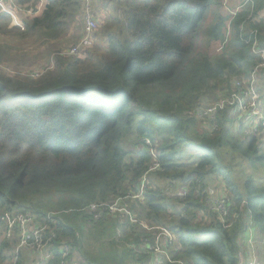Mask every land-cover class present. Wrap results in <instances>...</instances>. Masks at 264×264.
Segmentation results:
<instances>
[{
	"label": "trees",
	"instance_id": "16d2710c",
	"mask_svg": "<svg viewBox=\"0 0 264 264\" xmlns=\"http://www.w3.org/2000/svg\"><path fill=\"white\" fill-rule=\"evenodd\" d=\"M46 1L25 28L0 7V264H66L75 253L86 264H248L241 249L251 225L264 232V189L249 179L243 188L233 163L264 161V140H235L250 116L218 111L215 129L196 115L259 64L251 47L255 37L264 46V0H243L236 15L229 0H106L83 58L64 54L61 41L84 19V0ZM39 3L13 0L33 12ZM31 39L54 47L38 68L20 65ZM145 176L130 210L173 233L167 255L149 249L157 230L90 210L136 192ZM213 184L228 199L224 220ZM27 212L46 228L38 252L17 249Z\"/></svg>",
	"mask_w": 264,
	"mask_h": 264
},
{
	"label": "built area",
	"instance_id": "2783aa9c",
	"mask_svg": "<svg viewBox=\"0 0 264 264\" xmlns=\"http://www.w3.org/2000/svg\"><path fill=\"white\" fill-rule=\"evenodd\" d=\"M251 0H246L250 2ZM13 0H0V7L6 11L7 13H12V17L15 19L13 12H11V6L8 7V3H12ZM85 15H84V23H85V34L83 35L80 42L72 47L70 50L66 51L64 54L70 56H76L80 53L81 49L86 48L92 44V34L94 30L97 28V21L94 19L90 4H88V0L85 3ZM240 9L237 7L233 12V15H236V12ZM251 53L259 58V64L254 68V70L249 74L242 76L239 80L234 83V87L231 91L227 90L226 93L221 96L217 101L204 108L198 113L199 117L207 118L213 120L214 128L216 129L217 123L215 122L214 116L218 111H224L226 109H230L233 112L239 113L243 115V117L250 116L253 118L257 124V128L255 124H252V128H255V133L259 131L264 132V107L262 104V98L259 91L258 79L260 75L264 71V46H261L255 37L253 45L251 47ZM36 77V76H33ZM247 121V120H246ZM251 121V120H249ZM247 133V132H246ZM147 145H151L149 140H146ZM153 155L155 156L154 152ZM158 169V165L154 164L150 172L156 171ZM147 184V177L145 176L140 183L139 189L134 193H129L125 197H121L116 199L114 202L110 204H99V205H91L90 210L95 212V219H100L104 212L114 213H127L132 218V215L127 211V205L125 201L128 199H142L145 195ZM185 194V193H184ZM212 208L213 210L219 214L221 219H225L230 214V207L228 205V199L226 197H214L212 200ZM32 213H25L19 216V228L21 231V241L18 245V250L20 249H30L31 251L38 252L42 249L43 243V234L45 232V227L42 225H37L36 219ZM149 231H158L159 234L156 237V245L155 247H149L150 250H153L157 255H167L166 247L169 244H172L174 241L172 238H175L171 231L166 228H148ZM162 235V236H160ZM165 236L167 241H164L165 245H162V239ZM254 244L252 234L248 240V245L252 247ZM70 252L69 247H64V256H67ZM162 253V254H159ZM47 259L50 256H46ZM248 264H261L256 255L252 253L251 259Z\"/></svg>",
	"mask_w": 264,
	"mask_h": 264
},
{
	"label": "rangeland",
	"instance_id": "374dc122",
	"mask_svg": "<svg viewBox=\"0 0 264 264\" xmlns=\"http://www.w3.org/2000/svg\"><path fill=\"white\" fill-rule=\"evenodd\" d=\"M243 0H235V3L233 4L232 2L229 1H226L224 6L230 11V13L232 14L235 10H236V7L238 6V4H241ZM91 8V7H90ZM225 10V9H224ZM92 11V10H91ZM226 11V10H225ZM94 13V12H93ZM12 13H10L11 15ZM14 14V13H13ZM96 15V13H95ZM103 15H101V17L99 18L100 20H95L97 21V23L99 21H102V20H106V17H102ZM12 17V15H11ZM97 17V15H96ZM13 18V17H12ZM209 18H210V12L207 14L205 20L201 23V25L199 26L198 30H197V33H196V37H195V41H198L201 37V35L203 34V31L206 27V25L208 24L209 22ZM14 20V18H13ZM14 22V21H13ZM16 23V24H15ZM13 26H16V27H20V28H25L24 27V24H20L19 22H14ZM74 27V26H73ZM99 26L97 24V29L96 31L98 30ZM84 29V28H83ZM83 29H80L79 28V37L80 40L82 39L83 37V33H82V30ZM71 33V31H70ZM68 34V36H66L64 39H62V43L64 44V47H63V53H65L66 51L70 50L72 47L75 46V44L78 42H76V39H72L71 37V34ZM71 37V38H70ZM227 38H228V35H227ZM70 39V40H69ZM78 40V39H77ZM79 40V41H80ZM33 41L34 39H31L30 42H28L27 44L29 45H26V46H29L28 47V51L26 52V54L23 56V60L21 62V66L25 67V68H28L27 66V62L30 61V64H31V67L32 68H38V67H41L43 65H45L44 62H48L47 61V53L49 50L51 49H54V47H51L49 46L48 49H42V50H38L36 47L33 48ZM76 43H75V42ZM74 45V46H73ZM21 50L18 51V53L14 54L12 53L13 56H18V57H21L20 55L23 54V52L25 53V48H23V46H21ZM91 48H94V44L91 46ZM20 49V48H19ZM87 51V50H86ZM80 52L78 55H76L77 57H84L85 55V52ZM17 52V51H16ZM28 53V55H27ZM19 54V55H18ZM43 54V55H41ZM39 62L41 64V66L37 63ZM18 69H19V66H18ZM17 69V70H18ZM258 86H259V90H260V94H261V98H262V104H263V107H264V75L260 76L259 79H258ZM224 94H220L219 93V96L217 97L218 99L223 96ZM217 99V100H218ZM216 100V99H215ZM216 100V101H217ZM215 102V101H214ZM214 102H211L209 99L207 100V102L205 103L204 107L205 106H208L209 104H212ZM203 108V107H202ZM196 119L198 121V124L200 125H208L209 128L212 127L214 128V123H213V120L211 119H207V118H202V117H199L196 115ZM201 121H205V122H201ZM252 124H255L256 125V128H257V124L255 122V120L252 118L251 121H246L245 122V128L242 129L243 131L241 132V130L239 131L240 129V125L237 124L235 125V130L233 131V135L236 137L235 140H238V141H241L243 140L240 136V133L241 135H246V132H247V135L249 136L250 134L253 135V133H255V128H252ZM218 127V126H217ZM216 127V128H217ZM260 132V133H259ZM259 132H256L257 135L264 140V132L263 131H259ZM264 147V143L262 145ZM261 151H259L257 153V155H261ZM237 157V160L233 163V173H234V176L235 178H237V180L242 184V187L245 188L246 187V183L249 180H251L253 182V184L255 185V187H257L259 190L260 189H264V161H259V160H253L255 162H252V161H245V162H241V156H236ZM245 158L249 159V156L246 155ZM229 159V157H227V160ZM218 184V183H217ZM215 191H216V185L213 184L212 186ZM258 191V190H257ZM216 197H223L219 191H216L215 193ZM143 199V198H142ZM142 199H128L127 201H125V204L127 205V211L132 215V218L129 216V214L127 213H120V212H114V213H109V214H112V215H123L125 217H127L131 223L133 224H137V225H140L142 228H144L145 230L149 231L148 228H150L149 225H146L144 223H141L138 219H136L135 217V214L133 211L130 210V206L132 205H135L137 203L138 200H142ZM112 203V202H111ZM110 204V203H108ZM92 211V210H91ZM29 213V212H27ZM94 213V211H93ZM22 214H25V213H22ZM21 214L18 215L17 217V224H18V227H19V216ZM33 215V214H31ZM95 216V215H94ZM20 230V229H19ZM112 231L111 229L108 230V234H111ZM159 232H155V235L156 237L158 236ZM19 236H20V239H21V233H19ZM162 236V235H160ZM164 238L162 239V245H165L164 244V241H167L168 238H166L165 236H163ZM173 240H175V238H172ZM17 249H18V246H17ZM166 252L168 253L167 249H166ZM159 254H162V253H159ZM66 264H86V262L84 261V259L82 257H80L77 253L73 254V256L71 257V259L66 263Z\"/></svg>",
	"mask_w": 264,
	"mask_h": 264
},
{
	"label": "crops",
	"instance_id": "0c3cea01",
	"mask_svg": "<svg viewBox=\"0 0 264 264\" xmlns=\"http://www.w3.org/2000/svg\"><path fill=\"white\" fill-rule=\"evenodd\" d=\"M106 2V0H88V4H90L91 10L93 13V17L94 19L96 18V20H100L99 18L101 17V15H103L102 17H107V10L104 9V3ZM230 2H232L233 4L235 3V0H230ZM47 1L46 0H40L39 5L37 6V11L33 12L32 10L27 11L25 9L22 8H18L16 7L13 2L12 3H8V7L11 6L10 10L11 12H13L15 19L14 22H19L20 24H24L27 20H30L36 16H38L45 8ZM86 3V0H84V4ZM83 4V5H84ZM240 4H238L239 6ZM97 17H96V15ZM16 24V23H15ZM79 28L83 29L82 33L83 35L85 34V23H84V19L82 17H78L74 27L71 30V37L72 39H78V41L80 40L81 37H79ZM70 37V38H71ZM70 40V39H69ZM260 91V90H259ZM210 192V190H209ZM212 197H216L215 192H212ZM252 234V238L254 241V244L252 247H250L247 243V241L250 238V235ZM27 256H31L32 253L25 251ZM241 253L244 254L247 258L248 256L251 257L252 253L256 255L258 261L261 264H264V232L260 230L259 227H254V226H250L248 231L246 232V234L244 235V243H243V247L241 249ZM37 258V257H36ZM36 258L32 259V263L33 262H37ZM38 259V258H37Z\"/></svg>",
	"mask_w": 264,
	"mask_h": 264
}]
</instances>
